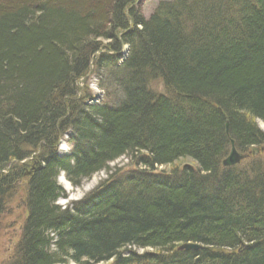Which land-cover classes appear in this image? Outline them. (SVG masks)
I'll use <instances>...</instances> for the list:
<instances>
[{"label": "trees", "instance_id": "trees-1", "mask_svg": "<svg viewBox=\"0 0 264 264\" xmlns=\"http://www.w3.org/2000/svg\"><path fill=\"white\" fill-rule=\"evenodd\" d=\"M138 5L0 0V221L17 190L23 218L2 264H264V0ZM62 174L101 177L63 207Z\"/></svg>", "mask_w": 264, "mask_h": 264}, {"label": "rangeland", "instance_id": "rangeland-1", "mask_svg": "<svg viewBox=\"0 0 264 264\" xmlns=\"http://www.w3.org/2000/svg\"><path fill=\"white\" fill-rule=\"evenodd\" d=\"M169 1H174V0H138L139 11L141 12V15L144 18H148V16L153 12V10L156 8L158 3L169 2ZM123 49L124 50L121 51L120 62L124 61L128 55V47L125 46ZM88 78L86 79L87 80L86 82L89 83V85H91V83L93 84L91 89L92 91L94 90L93 93L95 96V99L92 101L91 105L93 106L99 105L100 103L103 102V100H105L104 99L105 92L98 87V83L100 82L101 77H98L95 74H92ZM150 88L156 94L162 95L160 93L162 92V85L159 81L153 82L150 85ZM96 93L98 94V96L95 95ZM258 126L264 132V124L259 123ZM59 143H60V145L58 144L59 149L62 151L60 155L69 154L70 148H69L68 142H66V139L64 140L60 139ZM59 149L57 151H59ZM247 154L248 152L244 153V155H247ZM121 162L125 163V161L123 160ZM159 169L164 170L165 168H159ZM100 177L101 176L98 175L91 181L84 183L80 188L74 189L71 187V185L65 179V176L62 174L60 178L58 179V184L64 190L66 198L61 199L59 201V204L64 207L67 203L76 202V201L78 202L79 200L82 199V197L84 196L86 192L92 190V188L95 189L98 186L97 181H99ZM65 184L68 185L67 188ZM18 186H17L18 188H21L22 183L18 184ZM19 192L20 190H17V193L12 195L8 199V204H6V209L9 212L5 214L2 221H0V264H2L5 260H8L10 258L13 252V248L15 244L18 242V239L20 237V231H21L20 228H21L23 218L20 221L18 220V216H17L19 213L20 214L22 213V210L17 208L18 202H21L20 201L21 194H19Z\"/></svg>", "mask_w": 264, "mask_h": 264}, {"label": "water", "instance_id": "water-1", "mask_svg": "<svg viewBox=\"0 0 264 264\" xmlns=\"http://www.w3.org/2000/svg\"><path fill=\"white\" fill-rule=\"evenodd\" d=\"M227 130V125H226ZM247 156L239 153L234 146V142L230 141V151L227 157L222 161V166L225 168L234 167L239 165ZM201 249L200 245L197 244H183L178 247V251H197Z\"/></svg>", "mask_w": 264, "mask_h": 264}, {"label": "bare ground", "instance_id": "bare-ground-1", "mask_svg": "<svg viewBox=\"0 0 264 264\" xmlns=\"http://www.w3.org/2000/svg\"><path fill=\"white\" fill-rule=\"evenodd\" d=\"M92 86H93L92 83H91V85H89V83H87V88H88V90L90 92V97L85 101V105H89L90 106L92 104V101L94 100L95 96H94V93H93L94 90L92 91V89H91ZM95 95L98 96L97 93ZM65 186H66V188L68 187V185H66V184H65Z\"/></svg>", "mask_w": 264, "mask_h": 264}, {"label": "clouds", "instance_id": "clouds-1", "mask_svg": "<svg viewBox=\"0 0 264 264\" xmlns=\"http://www.w3.org/2000/svg\"><path fill=\"white\" fill-rule=\"evenodd\" d=\"M58 152H60V149H59V151Z\"/></svg>", "mask_w": 264, "mask_h": 264}, {"label": "built area", "instance_id": "built-area-1", "mask_svg": "<svg viewBox=\"0 0 264 264\" xmlns=\"http://www.w3.org/2000/svg\"><path fill=\"white\" fill-rule=\"evenodd\" d=\"M94 99H95V97H94Z\"/></svg>", "mask_w": 264, "mask_h": 264}]
</instances>
